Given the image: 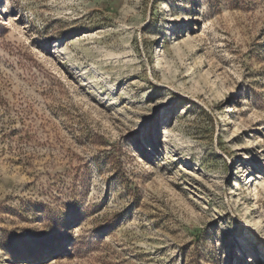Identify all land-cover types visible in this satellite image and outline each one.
<instances>
[{
	"label": "rangeland",
	"instance_id": "1",
	"mask_svg": "<svg viewBox=\"0 0 264 264\" xmlns=\"http://www.w3.org/2000/svg\"><path fill=\"white\" fill-rule=\"evenodd\" d=\"M0 264H264V0H0Z\"/></svg>",
	"mask_w": 264,
	"mask_h": 264
},
{
	"label": "bare ground",
	"instance_id": "2",
	"mask_svg": "<svg viewBox=\"0 0 264 264\" xmlns=\"http://www.w3.org/2000/svg\"><path fill=\"white\" fill-rule=\"evenodd\" d=\"M160 53H161V50H160V47H158L156 50H154L153 54L157 56L156 58H159Z\"/></svg>",
	"mask_w": 264,
	"mask_h": 264
}]
</instances>
